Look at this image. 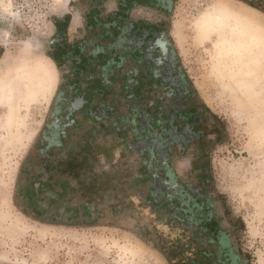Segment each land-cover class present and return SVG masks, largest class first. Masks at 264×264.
Instances as JSON below:
<instances>
[{
    "label": "rangeland",
    "instance_id": "1",
    "mask_svg": "<svg viewBox=\"0 0 264 264\" xmlns=\"http://www.w3.org/2000/svg\"><path fill=\"white\" fill-rule=\"evenodd\" d=\"M220 4L238 9L243 14L239 20L248 19L243 27L255 35L256 46L239 53L230 50V45L239 47L232 21L229 33L204 29L206 16ZM73 6L75 20H80L75 2ZM141 16L163 19L169 28L184 71L212 118L207 159L214 199L242 264H264V0H176L167 16L150 9ZM50 36L51 29L30 33L0 23V264L189 262L186 245L178 253L177 226H168L158 208L135 197L144 192L143 186L134 187L138 156L132 157L133 171L121 187L116 175L124 173H113V155L100 156L96 192L102 210L95 226H49L20 211L23 172L61 81L48 54ZM194 157L196 150L173 157V167L185 182L202 174L192 168ZM184 237L186 244L188 235Z\"/></svg>",
    "mask_w": 264,
    "mask_h": 264
},
{
    "label": "flooded vegetation",
    "instance_id": "2",
    "mask_svg": "<svg viewBox=\"0 0 264 264\" xmlns=\"http://www.w3.org/2000/svg\"><path fill=\"white\" fill-rule=\"evenodd\" d=\"M175 1L76 0L80 20L74 6L53 20L48 54L61 81L24 169L18 207L49 226H95L102 210L100 156L113 155V137L119 136L139 157L134 187L144 192L135 197L177 226L178 253L184 245L191 253L184 264H242L208 178L212 118L165 21L141 16L146 9L167 16ZM191 150L198 156L192 168L202 174L185 182L173 157Z\"/></svg>",
    "mask_w": 264,
    "mask_h": 264
},
{
    "label": "built area",
    "instance_id": "3",
    "mask_svg": "<svg viewBox=\"0 0 264 264\" xmlns=\"http://www.w3.org/2000/svg\"><path fill=\"white\" fill-rule=\"evenodd\" d=\"M76 0H0V23L30 33L48 31Z\"/></svg>",
    "mask_w": 264,
    "mask_h": 264
},
{
    "label": "bare ground",
    "instance_id": "4",
    "mask_svg": "<svg viewBox=\"0 0 264 264\" xmlns=\"http://www.w3.org/2000/svg\"><path fill=\"white\" fill-rule=\"evenodd\" d=\"M232 14L236 16V18H232ZM243 15L238 9H234L233 7H228L226 5H217L213 8L211 13L206 16L204 22H203V27L207 31L211 30H217L221 33V30L224 31V33H229L228 31V26L230 25V21L233 22V25H230V28L234 26L236 27L237 32L235 33L234 30H232L233 33L237 34L239 43H238V48L236 46L230 45V50L233 51L234 53H239L241 49H248L250 46L254 45L256 46L257 40L255 39V35H251L246 31V29L243 27L248 19L242 21V18L239 20L237 16ZM249 22V21H248ZM253 22V21H252ZM249 26V25H248ZM214 32V31H213ZM227 45V44H226ZM253 48V47H252ZM226 53V52H225ZM234 55V54H232ZM226 56V55H225ZM243 57V56H242ZM240 59V58H239ZM262 186H264V180L262 181Z\"/></svg>",
    "mask_w": 264,
    "mask_h": 264
},
{
    "label": "crops",
    "instance_id": "5",
    "mask_svg": "<svg viewBox=\"0 0 264 264\" xmlns=\"http://www.w3.org/2000/svg\"><path fill=\"white\" fill-rule=\"evenodd\" d=\"M124 139H121L119 136L113 137V165H116L117 167L113 169V173L116 171L119 173H124V175L118 176L116 175V179H120V187L124 185L126 179H129L128 174L131 173L130 167L132 162V156L131 152H129V149L126 146V143L123 142ZM104 148V146H102ZM106 159V158H103ZM118 166H123L121 168H118Z\"/></svg>",
    "mask_w": 264,
    "mask_h": 264
},
{
    "label": "trees",
    "instance_id": "6",
    "mask_svg": "<svg viewBox=\"0 0 264 264\" xmlns=\"http://www.w3.org/2000/svg\"><path fill=\"white\" fill-rule=\"evenodd\" d=\"M138 2V3H142L145 4L146 2L149 3L151 0H133V2Z\"/></svg>",
    "mask_w": 264,
    "mask_h": 264
},
{
    "label": "water",
    "instance_id": "7",
    "mask_svg": "<svg viewBox=\"0 0 264 264\" xmlns=\"http://www.w3.org/2000/svg\"><path fill=\"white\" fill-rule=\"evenodd\" d=\"M3 25H4L5 27H8V28H9V27H11V26H10V25H8V24H3Z\"/></svg>",
    "mask_w": 264,
    "mask_h": 264
}]
</instances>
